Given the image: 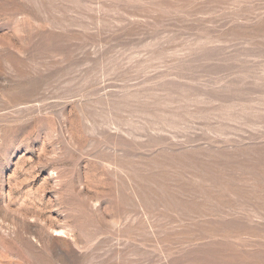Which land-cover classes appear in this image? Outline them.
<instances>
[{"label": "rangeland", "instance_id": "rangeland-1", "mask_svg": "<svg viewBox=\"0 0 264 264\" xmlns=\"http://www.w3.org/2000/svg\"><path fill=\"white\" fill-rule=\"evenodd\" d=\"M0 264H264V0H0Z\"/></svg>", "mask_w": 264, "mask_h": 264}]
</instances>
